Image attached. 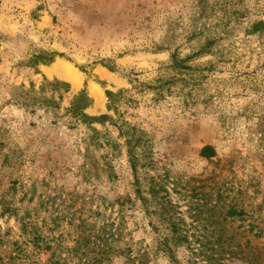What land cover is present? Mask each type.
<instances>
[{
  "label": "rangeland",
  "instance_id": "374dc122",
  "mask_svg": "<svg viewBox=\"0 0 264 264\" xmlns=\"http://www.w3.org/2000/svg\"><path fill=\"white\" fill-rule=\"evenodd\" d=\"M0 264H264V0H0Z\"/></svg>",
  "mask_w": 264,
  "mask_h": 264
},
{
  "label": "trees",
  "instance_id": "16d2710c",
  "mask_svg": "<svg viewBox=\"0 0 264 264\" xmlns=\"http://www.w3.org/2000/svg\"><path fill=\"white\" fill-rule=\"evenodd\" d=\"M203 50H198L197 52H195V54H193L195 57H200L203 54L202 52ZM54 53H49V52H43L42 55L39 54V55H36V56H33L30 60V63L29 65L31 67H38L39 65H46V64H50L53 62L54 60ZM191 56V55H190ZM187 58V57H186ZM170 64H172V69H176V71L178 73H180L181 75L182 74H194V69H191V68H185V60L184 59H179L177 57V55L175 54H172L170 56ZM107 68H109L107 66ZM109 70L113 71V69L109 68ZM169 82L168 79H164V78H158L156 79L153 83H149V84H146V85H143V88H146V89H149L150 91L153 92V95H154V99H159L161 97H163L164 95V92L165 91H168V90H165V85L164 83H167ZM47 83L48 85H54V84H57L58 82H45ZM66 86V88H68L67 84H64ZM42 90V88H41ZM124 91L120 90L116 93H113V92H110V91H107L106 94H107V98H108V109L109 110H113V111H116V103L117 101H120L121 98H124L122 95H123ZM125 100L127 101H132L131 98H126ZM90 102L91 100L89 99V97L87 96L86 92L84 90L80 91L78 94H76L73 98V100L71 101L70 103V107L68 109V112L73 116V118L75 120H78V121H81V122H89L90 124H92L93 122H97V123H101V121L105 120V119H111V121H113V119L107 115H103V116H99V117H89L87 116L85 113H84V110L86 108H88L90 106ZM123 124V127L125 126V123L122 122ZM121 131V133H127V132H135L133 133L130 138H128V140H126L127 142V145H128V152L130 150V144H131V139L133 136H135V141L137 139H139L141 137V134L142 132L138 131L137 129L135 128H121L119 129Z\"/></svg>",
  "mask_w": 264,
  "mask_h": 264
},
{
  "label": "bare ground",
  "instance_id": "6f19581e",
  "mask_svg": "<svg viewBox=\"0 0 264 264\" xmlns=\"http://www.w3.org/2000/svg\"><path fill=\"white\" fill-rule=\"evenodd\" d=\"M51 70H52V72L59 74L62 78L71 81L75 86H78L81 83V76H80L79 72L68 64L58 63ZM105 72L107 74H109L107 71H105ZM92 91L99 101L101 99L100 92L96 89L95 86H92Z\"/></svg>",
  "mask_w": 264,
  "mask_h": 264
}]
</instances>
